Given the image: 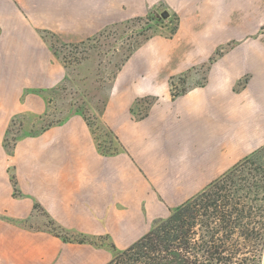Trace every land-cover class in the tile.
<instances>
[{
    "label": "crops",
    "instance_id": "0c3cea01",
    "mask_svg": "<svg viewBox=\"0 0 264 264\" xmlns=\"http://www.w3.org/2000/svg\"><path fill=\"white\" fill-rule=\"evenodd\" d=\"M154 9L176 28L130 54L100 115L120 150L101 153L73 113L6 151L10 121L44 114L43 93L66 76L43 32L79 42ZM198 69L201 83L172 97L170 80ZM144 99L151 103L136 117ZM261 148L264 0H0V264H107L106 247L63 243L46 215L124 250Z\"/></svg>",
    "mask_w": 264,
    "mask_h": 264
},
{
    "label": "trees",
    "instance_id": "16d2710c",
    "mask_svg": "<svg viewBox=\"0 0 264 264\" xmlns=\"http://www.w3.org/2000/svg\"><path fill=\"white\" fill-rule=\"evenodd\" d=\"M43 34L44 39L46 35L55 37L49 32ZM184 75L170 80L172 97L186 91L177 93L172 91L174 79ZM79 114L93 133L92 125L81 113ZM16 118L10 121L3 140L8 153L12 152L21 137L19 135L9 140ZM59 123L49 124L31 136L39 135ZM107 131L112 134L120 150L117 137L108 128ZM96 144L103 154H115L118 151L103 152L99 144L97 142ZM262 151L264 148L245 157L198 194L173 208L166 219L156 222L150 231L124 250L117 249L108 236L88 237L69 231L46 215L47 231L63 243L106 247L112 254V259L107 264H262L264 227L257 229L252 224L260 222L256 221V218L260 216L262 219L264 215L257 214V209L255 210V206L250 205V202L263 200L261 194L264 193V188L258 184L264 182V168L254 170L255 173L251 175L252 181L249 184H254L253 189L248 185L247 191L244 192L243 187H231L232 172L237 167H243L245 164L243 162ZM10 180L13 196H19L15 177L11 175ZM252 196L253 199L249 200ZM34 211L43 212L38 205L34 206Z\"/></svg>",
    "mask_w": 264,
    "mask_h": 264
},
{
    "label": "rangeland",
    "instance_id": "374dc122",
    "mask_svg": "<svg viewBox=\"0 0 264 264\" xmlns=\"http://www.w3.org/2000/svg\"><path fill=\"white\" fill-rule=\"evenodd\" d=\"M163 14H166L165 10L154 9V12L143 17L112 25L79 42H63L56 37L46 35L45 40L65 68V79L57 88L43 93L47 103L44 113L46 115L17 116L9 140L22 134H34L49 124L61 123L73 113L79 112L92 125L93 135L100 149L108 153L117 151L119 147L114 137L100 120L105 100L113 78L126 57L149 38L167 36L174 31L176 23L171 20L169 23ZM203 73V69H198L178 79L175 78L172 82V91L177 93L200 84ZM150 103L149 99L136 103L132 112L136 117H142ZM243 163H245L243 167H237L232 172L231 187H243L246 192L248 185L253 189L254 184L249 183L252 181L251 175L255 173L254 170L264 168V151ZM258 185L264 188V182ZM261 196L262 201L250 202V205L255 206L253 207L257 209V214L264 215V193ZM252 199L253 196L249 198ZM39 215L42 214L39 212ZM42 220H45L44 217ZM256 221L260 222L253 223L254 228L264 227V217L261 219L258 216ZM262 264H264V254Z\"/></svg>",
    "mask_w": 264,
    "mask_h": 264
},
{
    "label": "water",
    "instance_id": "95a60500",
    "mask_svg": "<svg viewBox=\"0 0 264 264\" xmlns=\"http://www.w3.org/2000/svg\"><path fill=\"white\" fill-rule=\"evenodd\" d=\"M163 17H166V14H163Z\"/></svg>",
    "mask_w": 264,
    "mask_h": 264
}]
</instances>
